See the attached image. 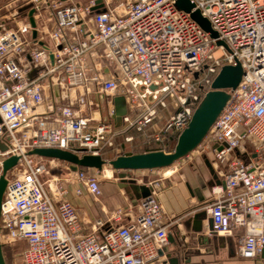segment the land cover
Here are the masks:
<instances>
[{"label": "built area", "instance_id": "2783aa9c", "mask_svg": "<svg viewBox=\"0 0 264 264\" xmlns=\"http://www.w3.org/2000/svg\"><path fill=\"white\" fill-rule=\"evenodd\" d=\"M28 1L37 32L42 7L54 27L49 47L32 37L27 15L13 28L5 27L7 16L0 21V173L4 159L18 157L0 204L3 248L21 244L20 264H156L169 226L162 222L157 181L133 220L107 229L97 220L85 232L64 181L99 196V171H71L54 158L44 164L27 152L56 147L102 156L119 133L115 96L133 114L122 123L142 130L166 109L154 140L177 137L221 67L239 63V83L227 90L228 101L195 149L212 151L222 182L203 206L210 231L235 235L237 255L264 264V0H189L216 37L178 9L177 0H127L121 9L98 12L95 0ZM53 87L59 104L49 125L39 107ZM94 93L111 97L104 120L86 110L97 107ZM55 167H65L68 176L51 173Z\"/></svg>", "mask_w": 264, "mask_h": 264}, {"label": "crops", "instance_id": "0c3cea01", "mask_svg": "<svg viewBox=\"0 0 264 264\" xmlns=\"http://www.w3.org/2000/svg\"><path fill=\"white\" fill-rule=\"evenodd\" d=\"M126 2L127 0H101L102 6L99 9L104 10L106 6L121 9ZM47 12V9L42 7V10L37 14L40 17H37L36 38L40 44L43 42L45 45L46 40L51 43L48 31L54 27L53 20L47 19ZM78 35L81 36V34ZM52 94L53 99H51ZM58 95L57 87L46 91L44 102L39 107V111L49 125L52 123L54 106L59 104ZM95 96L98 94H90L92 99H95ZM94 113L101 120L105 119V112L99 104ZM124 115L133 116L127 106ZM167 116L168 110L159 109L156 118L142 130L128 126L122 121L117 124L114 120V127L119 133L114 138L112 147L102 148V157L112 159L118 155L151 150L166 151L165 142L171 137L156 141L154 135L160 132ZM212 160L213 153L209 150L197 156L193 154L186 156V158L163 168L147 170H114L110 168L108 169L110 173L117 172V178L112 180L109 186H100L99 182V196H93L76 182L74 187L65 185L67 190L65 197L75 207L85 232L91 231L92 224L97 220H100L103 223V228L107 229L127 224L133 220L140 212L142 199L152 188L151 183L157 181L155 189H157L158 198L164 211L162 222L169 223L168 236H171L172 240H168L156 264H170L168 263L169 258L176 259L174 264H255L253 261L242 259L237 255L235 235L224 236L212 233L206 215L200 219L201 228L194 229L193 215L203 211V206L212 199V186L218 184L217 180L221 181V177L212 165ZM206 161L211 164L217 179L212 177ZM105 166L98 171L106 172ZM164 168H166L165 171L159 177L153 176L156 170ZM77 188L80 189L78 194L75 192ZM117 210L121 214L118 220H113V214Z\"/></svg>", "mask_w": 264, "mask_h": 264}, {"label": "water", "instance_id": "95a60500", "mask_svg": "<svg viewBox=\"0 0 264 264\" xmlns=\"http://www.w3.org/2000/svg\"><path fill=\"white\" fill-rule=\"evenodd\" d=\"M101 6V0H96L92 10L98 12ZM175 6L178 9L189 12L190 17L204 31L209 32L211 37H216V32L212 30L208 20L203 17L198 10H192L193 5L189 0H177ZM34 11V8L30 7L27 12V18L32 28V37L36 38L37 29L36 21L33 16ZM217 43L220 44L221 42L218 41ZM50 59L52 60V55H50ZM242 74L243 70L239 63H236L235 65H224L221 67L211 83V89L204 94L197 107L194 109L189 122L177 136L175 145L170 151L151 150L128 155H118L112 159H105L101 155L72 152L56 147H36L29 150L27 154L43 158L42 162L44 164H46V159L48 158H54L66 162L71 171H76L79 168H93L101 170L104 165H109L114 170H147L168 167L176 161L186 157L203 140L230 97L227 90L234 89L237 86ZM116 97L123 99L125 102L123 96H115L113 98V102ZM124 110L121 112V115H117L115 108L114 120L117 124L121 122L122 116L126 113V110ZM17 160L18 157L12 155L2 161L0 173V204L7 184L6 174L16 165ZM206 165L209 168L212 177L217 179L211 164L206 161ZM217 183L222 184L219 180H217ZM149 193L150 191L147 192L145 196ZM204 216V211H200L199 213H195L193 215L195 222L194 229L199 230L201 228L200 219ZM209 228H211L210 220ZM168 240L171 241L172 237L168 236ZM168 263L174 264L176 263V259L169 258ZM0 264H6L1 241Z\"/></svg>", "mask_w": 264, "mask_h": 264}, {"label": "rangeland", "instance_id": "374dc122", "mask_svg": "<svg viewBox=\"0 0 264 264\" xmlns=\"http://www.w3.org/2000/svg\"><path fill=\"white\" fill-rule=\"evenodd\" d=\"M75 2H85L88 0H73ZM29 1L28 0H0V21L1 19H3V16H7V18H5V27L6 28H13L16 26V22L19 21V19H22L23 17H25L27 15V12L29 10ZM46 45H48L49 47H51V43L49 42V40H46ZM220 51H216L214 53L215 56L219 55ZM111 97L107 96V95H98L95 96V103H97V105L99 104L100 107L103 108L104 112L106 113V108H107V103L110 101ZM114 105L117 111V115H121V112L124 110L125 108V102L123 99L121 98H115L114 100ZM87 111H94L96 110V106H92L91 109H86ZM126 110V108H125ZM124 110V111H125ZM104 113V115H105ZM0 148L4 149L5 145L0 142ZM168 148V147H167ZM166 151H170L173 149V144L168 148L169 150ZM199 155L200 154V150L198 149H194L193 151H191L187 156L189 155ZM186 158V157H185ZM106 168V169H105ZM111 167L109 165H106L104 167L106 172H98L96 175L99 178V182H100V186L101 185H110V182L114 179L117 178V172L113 171L110 173V175H107L108 169H110ZM166 168L164 169H159L156 170L153 174L154 177H159V175L163 174V172L165 171ZM53 174H56L60 179H64L68 176V170L65 167H55L53 169H51L50 171ZM109 176V177H108ZM65 185L67 186H75L76 182L73 180H68V181H64ZM85 193V191H84ZM23 246L21 244L9 247L6 246L3 248V254H4V258L6 261V264H20V252L22 250Z\"/></svg>", "mask_w": 264, "mask_h": 264}, {"label": "trees", "instance_id": "16d2710c", "mask_svg": "<svg viewBox=\"0 0 264 264\" xmlns=\"http://www.w3.org/2000/svg\"><path fill=\"white\" fill-rule=\"evenodd\" d=\"M176 139H177V137H171V138H169L165 143H166V148L168 147H170L172 144H173V147H174V145H175V142H176ZM167 148V150H169Z\"/></svg>", "mask_w": 264, "mask_h": 264}, {"label": "bare ground", "instance_id": "6f19581e", "mask_svg": "<svg viewBox=\"0 0 264 264\" xmlns=\"http://www.w3.org/2000/svg\"><path fill=\"white\" fill-rule=\"evenodd\" d=\"M108 171H109V170H108ZM106 174H107V175H110V172H107ZM108 177H109V176H108Z\"/></svg>", "mask_w": 264, "mask_h": 264}]
</instances>
